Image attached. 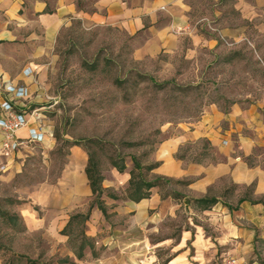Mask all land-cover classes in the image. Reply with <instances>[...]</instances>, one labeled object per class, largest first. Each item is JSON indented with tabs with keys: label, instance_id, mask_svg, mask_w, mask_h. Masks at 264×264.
Wrapping results in <instances>:
<instances>
[{
	"label": "rangeland",
	"instance_id": "obj_1",
	"mask_svg": "<svg viewBox=\"0 0 264 264\" xmlns=\"http://www.w3.org/2000/svg\"><path fill=\"white\" fill-rule=\"evenodd\" d=\"M245 1L247 18L241 19L235 0H196L199 13L209 5L214 14L201 31L219 36V47L178 58L173 66L162 56L135 61L128 35L111 27L75 24L58 38L45 103L52 147L44 153L34 146L15 167L9 157L0 161V264H166L175 258L177 264H224L229 259L219 246L194 244L196 231L212 232L203 204L189 198L173 213L185 182L155 179L147 167L161 140L192 123L210 104L228 108L264 98V0ZM226 25L241 29L242 38H221ZM73 146L90 156L92 175L102 181L99 193L88 195L85 210L57 217L38 201L63 194ZM122 164L133 168L129 188L105 187L116 180L114 165ZM137 182H155L161 198L168 199L169 206L162 208L172 214L154 216L159 209L152 211L146 227L128 222V214L118 215ZM228 202L230 208L239 203ZM64 221L70 222L66 230ZM184 232L189 239L179 247ZM145 237L146 246L132 244Z\"/></svg>",
	"mask_w": 264,
	"mask_h": 264
},
{
	"label": "crops",
	"instance_id": "obj_2",
	"mask_svg": "<svg viewBox=\"0 0 264 264\" xmlns=\"http://www.w3.org/2000/svg\"><path fill=\"white\" fill-rule=\"evenodd\" d=\"M195 1L0 0V83L27 88L29 97L21 101L17 110L25 113L37 110L44 132L41 143H25L16 152L5 155L13 167L34 146L46 149L44 153L52 147L53 126L45 114L50 106L45 103L50 99L48 79L57 40L65 31L75 24L119 29L128 35L135 61L156 60L162 56L167 59L165 64L173 66L178 58L192 59L201 50L219 47V36L201 31V27H209L208 18H214V14L210 13L209 5L201 6L199 13ZM246 5L245 0H235L234 8L241 19L247 18ZM222 32L226 36L221 38L228 40L243 36L241 29L228 25ZM235 32L240 35L236 36ZM1 95L0 92V100ZM38 124L34 117H29L28 125L18 131V137L26 139L28 129ZM180 126L174 134L161 140L153 155V164L158 165L149 170L155 179L185 182L182 202L175 205L173 213L176 207L186 206L189 198L215 200V204L202 211L208 217L212 232L204 235L196 231L194 244L215 249L219 246L225 250L223 257L264 264V98L235 102L228 108L210 104L192 123ZM16 159L19 161L15 162ZM88 160L85 151L71 147L64 170L63 194L49 196L47 200L42 197L39 201L34 196L29 198L37 200L38 205L47 207L57 217L70 218L82 212L92 193L85 171ZM132 169L125 167L119 172L113 167L111 173L116 180L111 184L105 179L104 186L128 189ZM43 188L44 184L40 191ZM53 188L59 189L57 185ZM160 191L156 186L148 191V198L122 201L123 208L119 206L117 214H128L127 221L139 223L140 227H146L152 211L159 209L152 213L154 216L172 214L162 208L169 204L168 199L161 198ZM240 193L243 194L236 198ZM119 194L122 195L121 191ZM234 198L239 203L230 208L231 203L225 201ZM38 221L42 220L38 217ZM188 239L184 232L178 246L182 247ZM146 240V237L137 239L132 244L146 246ZM175 259L166 264H177Z\"/></svg>",
	"mask_w": 264,
	"mask_h": 264
},
{
	"label": "built area",
	"instance_id": "obj_3",
	"mask_svg": "<svg viewBox=\"0 0 264 264\" xmlns=\"http://www.w3.org/2000/svg\"><path fill=\"white\" fill-rule=\"evenodd\" d=\"M0 154L8 155L16 152L25 143H41L44 139L43 127L40 125V114L37 110L30 113L17 110L22 100L29 97L25 87L14 86L10 83H0ZM29 117H34L39 123L28 129L26 139L18 137L17 133L29 123ZM224 264H258L256 262H241L229 258Z\"/></svg>",
	"mask_w": 264,
	"mask_h": 264
},
{
	"label": "trees",
	"instance_id": "obj_4",
	"mask_svg": "<svg viewBox=\"0 0 264 264\" xmlns=\"http://www.w3.org/2000/svg\"><path fill=\"white\" fill-rule=\"evenodd\" d=\"M91 163H92V160H91V158L89 156L88 165H87V168H86L85 171H86L87 178L89 180L90 189H91L92 193L95 194V193H99L98 189H97V185H98V182L102 181V177L100 175H98V176H93L92 175L93 167H92ZM157 165H158L157 163L156 164H152V165L148 166L147 169L151 170V169L155 168ZM114 167L119 172H123L124 169H125V165L124 164L119 165V166L114 165ZM131 181H132V172H131ZM155 186H156L155 182H144V184H141V183L137 182V183L134 184L133 193L129 196V198L131 200H133V201H140L142 199L148 198L149 195H150V193L148 191L151 188L155 187ZM143 189H145L146 191L141 192V191H143ZM195 201L197 203L203 204L205 206L204 208H207V207H209V206H211V205L216 203L215 200H207V199H200V200H195ZM98 209L103 214L105 213V210H104V208H103V206L101 204L100 205L98 204ZM66 227H65L64 230H66Z\"/></svg>",
	"mask_w": 264,
	"mask_h": 264
}]
</instances>
